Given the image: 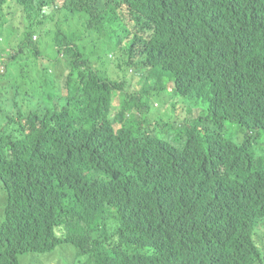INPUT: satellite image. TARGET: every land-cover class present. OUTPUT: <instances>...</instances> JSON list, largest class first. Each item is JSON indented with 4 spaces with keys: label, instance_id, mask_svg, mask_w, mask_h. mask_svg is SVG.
<instances>
[{
    "label": "trees",
    "instance_id": "obj_1",
    "mask_svg": "<svg viewBox=\"0 0 264 264\" xmlns=\"http://www.w3.org/2000/svg\"><path fill=\"white\" fill-rule=\"evenodd\" d=\"M58 1L0 0V40L18 5L46 32L56 11L83 14L84 30L106 33L124 64L169 71L182 96L209 84L211 96L206 114L181 129L179 146L134 132L125 113L136 95L109 118L123 80L90 65L55 21L53 67L38 65L43 55L33 47L41 80L18 79L10 90L0 83V264H19L24 253L41 259L60 244L72 245L73 261L94 252L95 264L261 262L253 234L264 228V169L250 145L264 131V0ZM121 24L124 33L113 35ZM33 35L28 27L21 44L32 47ZM203 119L215 128L201 135ZM224 122L237 124L245 142L225 138Z\"/></svg>",
    "mask_w": 264,
    "mask_h": 264
},
{
    "label": "rangeland",
    "instance_id": "obj_2",
    "mask_svg": "<svg viewBox=\"0 0 264 264\" xmlns=\"http://www.w3.org/2000/svg\"><path fill=\"white\" fill-rule=\"evenodd\" d=\"M60 0L58 4L60 5ZM47 12L49 8H46ZM84 15L80 14L72 16L71 12L59 10L54 13V20L47 22L45 27L50 30L46 32L43 27L36 25L37 16L32 13L34 20L30 24V19L23 16L22 8L18 5L15 13L7 23L3 24L1 29L0 54L4 59L5 67L7 68L4 75L0 76V83L3 87L14 85L18 79H23L25 82L29 80H41V70L33 64L35 56L31 52L33 47L36 48L43 57L39 58L38 65H49L53 67V61L49 59L56 57L54 50V25L55 21L64 31L73 33L76 37V44L83 53V58L90 65L99 69L102 74H105L112 80H123L121 90L113 91V106L111 108L109 118H115L116 113L124 104V99L129 94L136 95L134 100L138 106H133L125 113L127 118V126L134 132L139 130L149 131L151 134L165 139L168 142L179 146L183 143V139H178V135L184 127L188 126L194 118L199 115H205L208 106V99L211 96L210 85L204 84L193 90L186 96H182L176 92L174 88L173 77L169 71H162L160 75L149 72V68L144 64L138 68L132 65L124 64L126 55L123 54L121 48H114L111 44V38L106 33L91 34L84 30L83 21ZM127 25L134 30L128 13L126 14ZM31 27L32 32L36 35L33 38V46L27 47L21 44L23 33ZM124 24L118 27L117 33L113 35H122ZM21 47V51L15 55V59H10V55L14 54ZM109 56V60L107 55ZM118 64L121 66L118 67ZM150 75L145 79V76ZM63 83V80H60ZM144 88L147 92L144 93ZM66 90L63 88V93ZM132 101H130L131 103ZM115 129L120 127L119 123L114 124ZM215 128V124L211 121L203 119L198 127V134ZM222 134L228 140L237 144H242L247 139L245 132L235 123L224 122ZM250 151L253 154V164L264 169V131H258L254 135L250 145ZM5 193L1 187L0 181V223L3 220V198ZM253 239L258 246L261 262L264 264V228L255 229ZM108 246L102 244L101 251H106ZM122 249L128 253L146 252L147 248H135L132 246L123 245ZM73 250L70 244H60L55 249L46 254L39 255L40 258L32 260L29 258L30 253H24L18 256L19 264H31V262H39L40 264H95L93 253L73 261L70 252Z\"/></svg>",
    "mask_w": 264,
    "mask_h": 264
},
{
    "label": "clouds",
    "instance_id": "obj_3",
    "mask_svg": "<svg viewBox=\"0 0 264 264\" xmlns=\"http://www.w3.org/2000/svg\"><path fill=\"white\" fill-rule=\"evenodd\" d=\"M135 30L138 34H141V32H139V28L138 26L135 25ZM33 37L35 38L36 35H33ZM109 56H111V54H109ZM6 70V67H5V63H4V59L2 58L1 54H0V74L4 73ZM55 102H57V99L55 100ZM73 202V197L72 196H68L65 200V204L66 205H69L70 203Z\"/></svg>",
    "mask_w": 264,
    "mask_h": 264
},
{
    "label": "bare ground",
    "instance_id": "obj_4",
    "mask_svg": "<svg viewBox=\"0 0 264 264\" xmlns=\"http://www.w3.org/2000/svg\"><path fill=\"white\" fill-rule=\"evenodd\" d=\"M107 112V111H106Z\"/></svg>",
    "mask_w": 264,
    "mask_h": 264
}]
</instances>
